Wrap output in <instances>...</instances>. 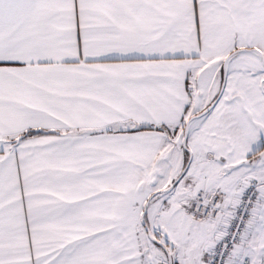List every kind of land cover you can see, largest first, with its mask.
<instances>
[{
    "label": "snow or ice",
    "instance_id": "1",
    "mask_svg": "<svg viewBox=\"0 0 264 264\" xmlns=\"http://www.w3.org/2000/svg\"><path fill=\"white\" fill-rule=\"evenodd\" d=\"M0 264H264V0H0Z\"/></svg>",
    "mask_w": 264,
    "mask_h": 264
}]
</instances>
